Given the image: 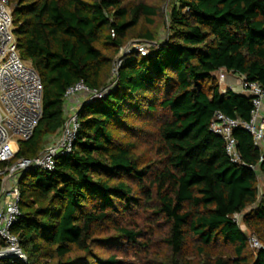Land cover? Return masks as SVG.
<instances>
[{
  "label": "trees",
  "instance_id": "obj_1",
  "mask_svg": "<svg viewBox=\"0 0 264 264\" xmlns=\"http://www.w3.org/2000/svg\"><path fill=\"white\" fill-rule=\"evenodd\" d=\"M8 1L21 58L43 84V116L0 169L37 158L62 130L69 88L83 82L103 96L81 105L71 152L58 155L53 172L21 175V215L12 232L27 263L0 264H119L96 249L143 239L149 252L155 231L166 248L155 264H196L188 255L198 264H264L260 153L238 128L242 162L233 163L223 138L210 131L217 112L247 122L253 108L246 95L221 92L218 72L264 90V0ZM159 23L163 38L153 30ZM135 38L149 43V54L119 57ZM147 136L155 157L142 163L137 139ZM136 209L153 218L147 230L121 225ZM243 212L260 250L234 218ZM215 246L231 249L234 259H223Z\"/></svg>",
  "mask_w": 264,
  "mask_h": 264
},
{
  "label": "built area",
  "instance_id": "obj_2",
  "mask_svg": "<svg viewBox=\"0 0 264 264\" xmlns=\"http://www.w3.org/2000/svg\"><path fill=\"white\" fill-rule=\"evenodd\" d=\"M13 10L8 0H0V163H9L18 152L20 142L29 141L43 116V84L40 76L20 55L16 37ZM149 46L139 44L134 50L141 56L149 54ZM125 53H131V52ZM117 68L121 61L117 60ZM115 65V66H116ZM224 82L225 76L219 77ZM240 93L252 101L249 121L233 120L217 112L210 124V131L223 138L226 153L233 163H241L238 141L234 131L242 128L253 139L259 151V163H264V90L258 83L247 82L242 78ZM223 91L222 93H226ZM85 96L82 102L80 96ZM103 93L90 90L83 82L69 88L65 93V118L63 135L55 143L47 146L33 159H19L12 165L0 169L2 184L0 190V259L16 258L27 263L19 238L12 232L18 223L20 212L21 175L30 168L53 172L59 154H69L78 130V111L84 102L99 99ZM260 175L259 180H263ZM238 215V214H237ZM236 216V215H235ZM235 218V217H234ZM237 221V220H236ZM253 249L263 248L256 237L250 238Z\"/></svg>",
  "mask_w": 264,
  "mask_h": 264
},
{
  "label": "rangeland",
  "instance_id": "obj_3",
  "mask_svg": "<svg viewBox=\"0 0 264 264\" xmlns=\"http://www.w3.org/2000/svg\"><path fill=\"white\" fill-rule=\"evenodd\" d=\"M150 3L158 4L159 0H148ZM166 11H169L168 4H166L165 7ZM154 31L161 34V37L163 38L164 33H165V28L164 26L159 23L158 26H155L153 28ZM139 44H143L146 46H149V43H147L145 40L141 39H132L128 41L127 45L121 50L119 53V57H122L126 55L130 50H134ZM131 52V51H130ZM129 54V53H128ZM117 64V62H116ZM115 68H117V65L114 66L113 68V73L112 76L115 77ZM114 86V85H113ZM86 97L80 96L79 100L82 102ZM63 129V128H62ZM113 130V129H112ZM114 131V130H113ZM63 135V130H61L58 134L55 136H51L47 138V146L55 143L57 140H59ZM128 140H132V137H127ZM126 138V140H127ZM135 140V139H134ZM153 139L151 136H147L145 138H140L137 139V144H138V149L137 153L141 157V162L146 163L150 159H154L155 155L153 154L152 150L150 149L148 143L151 142ZM125 141V140H124ZM45 147V148H46ZM20 147H18L19 151ZM157 166V163H155V168ZM260 187L263 188V180H260ZM245 212L238 214L235 216V219L237 220L238 224L240 225L241 229L247 234L249 238L257 236V233L252 232L251 230L247 229L245 224L243 223V217L245 216ZM152 217L144 212L142 209H136L133 210L131 214L125 215L124 219L121 221V225H124L129 228H141V229H148L150 225H152ZM151 220V221H150ZM115 232L111 230L109 234H114ZM155 237H154V242L153 244L148 247L147 250L149 252L145 251L143 247L140 245L143 242V239H140L138 244H132L125 239H122L117 245H110V247H104V248H98L96 249L97 253H99L103 257H109V256H115L117 260L119 261V264H155L153 260H156L158 255L164 251H166L165 246L162 245V243L159 241L158 236L160 235V232L155 231L154 232ZM264 236V233H263ZM264 242V241H263ZM213 252L219 253L221 257L225 260H232L234 259L232 250L229 249L228 247L225 246H220V247H213L212 249ZM252 250L251 248L248 247L246 250V254L251 256L252 255ZM189 260L195 261L196 264L200 262V258L193 256V255H188L187 257Z\"/></svg>",
  "mask_w": 264,
  "mask_h": 264
},
{
  "label": "crops",
  "instance_id": "obj_4",
  "mask_svg": "<svg viewBox=\"0 0 264 264\" xmlns=\"http://www.w3.org/2000/svg\"><path fill=\"white\" fill-rule=\"evenodd\" d=\"M221 75L225 76L224 82H220V80H219V77ZM215 76L218 79V84H219L221 92L226 91V90L227 91L232 90L235 93L241 95L240 87H241L242 78L239 75L228 73V72L222 70V71L218 72Z\"/></svg>",
  "mask_w": 264,
  "mask_h": 264
}]
</instances>
